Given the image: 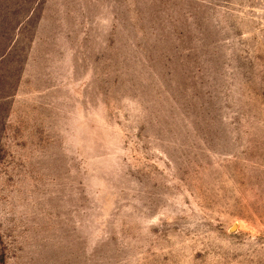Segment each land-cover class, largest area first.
<instances>
[{"label": "rangeland", "instance_id": "rangeland-1", "mask_svg": "<svg viewBox=\"0 0 264 264\" xmlns=\"http://www.w3.org/2000/svg\"><path fill=\"white\" fill-rule=\"evenodd\" d=\"M0 264H264V0H0Z\"/></svg>", "mask_w": 264, "mask_h": 264}]
</instances>
